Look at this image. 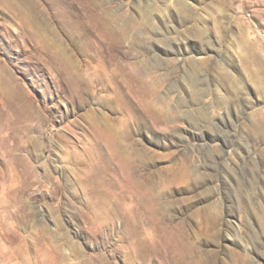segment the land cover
Wrapping results in <instances>:
<instances>
[{"label": "rangeland", "instance_id": "1", "mask_svg": "<svg viewBox=\"0 0 264 264\" xmlns=\"http://www.w3.org/2000/svg\"><path fill=\"white\" fill-rule=\"evenodd\" d=\"M0 264H264V0H0Z\"/></svg>", "mask_w": 264, "mask_h": 264}]
</instances>
